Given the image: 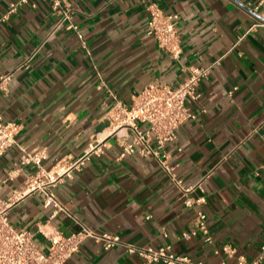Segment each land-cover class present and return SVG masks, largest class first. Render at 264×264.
Listing matches in <instances>:
<instances>
[{
  "label": "crops",
  "instance_id": "0c3cea01",
  "mask_svg": "<svg viewBox=\"0 0 264 264\" xmlns=\"http://www.w3.org/2000/svg\"><path fill=\"white\" fill-rule=\"evenodd\" d=\"M14 1L0 0V76L10 75L0 88V115L20 131L0 158V201L32 173L19 164L22 152L45 150L44 167L57 169L96 141L105 150L55 188L66 213L52 218L53 208L33 194L9 211L12 228L30 232L41 251L47 242L38 228L66 236L84 226L123 245L103 251L88 239L64 264H140L124 246H170L192 261L219 264L224 256L213 250L228 245L235 255L225 264L256 260L264 246V28L253 25L264 20V0H79L71 21L82 39L59 25L43 0L4 19ZM150 3L178 15L177 59L146 34ZM190 67H210V74L188 105L195 120L165 148L186 186L204 179L193 196L205 204L187 209L152 157L119 158L125 133L109 138L107 117L115 101L129 104L150 84L176 86ZM197 209L206 215L211 244L183 238Z\"/></svg>",
  "mask_w": 264,
  "mask_h": 264
},
{
  "label": "built area",
  "instance_id": "2783aa9c",
  "mask_svg": "<svg viewBox=\"0 0 264 264\" xmlns=\"http://www.w3.org/2000/svg\"><path fill=\"white\" fill-rule=\"evenodd\" d=\"M31 0H15L9 5L8 11L3 16L17 11L22 6L34 7ZM49 5L51 15L59 19V25L67 24V29L72 30L79 39H82L81 31L72 23L74 2L79 0H43ZM149 13L146 23V34L151 36L161 50L166 51L173 59H177L180 52V42L177 33L178 15L165 14L155 4H148ZM253 27L264 28V20L257 21ZM210 67H190L186 76L176 86L150 84L144 87L129 104L115 101L108 114V137H118L119 132L124 131L125 139L121 145L119 158L140 156L152 157L161 170L167 175L168 180L178 189L179 199L184 208L192 209L205 204L204 196L194 197L196 191H201L204 179L192 186H186L178 178L174 168L169 164L170 154L165 150L166 146L176 140L177 130L187 121L195 120L188 105L197 101L199 85L209 77ZM10 80V75L0 76V88ZM140 126H144L141 129ZM20 131V125L16 122L5 121L0 115V158L16 145V137ZM105 142L96 141L89 144L85 154L63 168L46 169L43 163L47 159L45 150L34 152H22L19 159L21 167L32 168V173L26 178L22 187L14 191L8 198L0 201V264H64L85 240H92L99 244L103 251L115 247H123L119 237L111 234H96L88 228L80 229L70 235H62L55 232H44L38 228V233L47 242L44 251L39 250L33 243V235L24 230H15L8 222L9 211L21 203L26 197L39 194L43 197V206L52 207L53 218L58 213H66V209L54 195V190L59 182L77 169L84 161L92 156H100L104 153ZM178 151H180L178 149ZM264 175V161L260 166ZM196 223L193 230L183 234V238L201 236L206 244L212 240L207 228L206 215L201 211H195ZM128 254H137L141 258L140 264H203L192 261L186 255L172 252L170 246L158 249H139L124 246ZM214 255H222L224 259L219 264H225V258L235 255V250L228 245L213 250ZM264 258V246L256 260L249 264H260ZM237 264H247L243 258H238Z\"/></svg>",
  "mask_w": 264,
  "mask_h": 264
}]
</instances>
